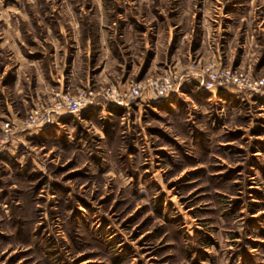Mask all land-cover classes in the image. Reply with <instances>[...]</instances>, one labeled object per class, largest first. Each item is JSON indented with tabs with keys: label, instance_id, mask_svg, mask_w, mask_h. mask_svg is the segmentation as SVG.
Returning <instances> with one entry per match:
<instances>
[{
	"label": "rangeland",
	"instance_id": "obj_1",
	"mask_svg": "<svg viewBox=\"0 0 264 264\" xmlns=\"http://www.w3.org/2000/svg\"><path fill=\"white\" fill-rule=\"evenodd\" d=\"M210 63L264 78V0H0V264H264V90Z\"/></svg>",
	"mask_w": 264,
	"mask_h": 264
},
{
	"label": "built area",
	"instance_id": "obj_2",
	"mask_svg": "<svg viewBox=\"0 0 264 264\" xmlns=\"http://www.w3.org/2000/svg\"><path fill=\"white\" fill-rule=\"evenodd\" d=\"M195 68V65L189 67L191 70H195ZM200 76L204 78L202 85L206 89H212L224 85H235L238 88L254 92L264 90V78L254 79L249 74H245L239 70H232L229 68L219 69L215 63H210L207 66H204ZM179 79L180 74L177 71H169L157 80H148V87L151 88V91L157 94V96L164 97L174 90ZM142 88L146 87L135 86L131 91V95L135 97L141 96L143 91ZM92 97V92L79 93L74 96L61 94L54 99L53 106L49 112L41 113L39 110L32 111L28 117V122L30 125H42L50 122V116L52 115L77 113L91 103L90 101Z\"/></svg>",
	"mask_w": 264,
	"mask_h": 264
}]
</instances>
